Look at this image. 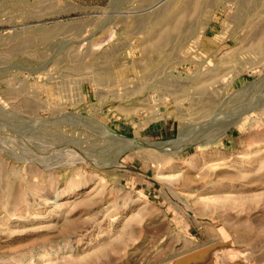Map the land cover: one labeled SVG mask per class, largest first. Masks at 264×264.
I'll return each instance as SVG.
<instances>
[{
  "label": "rangeland",
  "instance_id": "obj_1",
  "mask_svg": "<svg viewBox=\"0 0 264 264\" xmlns=\"http://www.w3.org/2000/svg\"><path fill=\"white\" fill-rule=\"evenodd\" d=\"M221 240L264 264V0H0V264Z\"/></svg>",
  "mask_w": 264,
  "mask_h": 264
},
{
  "label": "water",
  "instance_id": "obj_2",
  "mask_svg": "<svg viewBox=\"0 0 264 264\" xmlns=\"http://www.w3.org/2000/svg\"><path fill=\"white\" fill-rule=\"evenodd\" d=\"M229 245V243L214 242L203 247L191 250L183 255L176 257L172 264H212L213 253L216 250H220V253ZM222 257V256H221ZM220 257V259H221ZM234 264H244L236 262Z\"/></svg>",
  "mask_w": 264,
  "mask_h": 264
},
{
  "label": "bare ground",
  "instance_id": "obj_3",
  "mask_svg": "<svg viewBox=\"0 0 264 264\" xmlns=\"http://www.w3.org/2000/svg\"><path fill=\"white\" fill-rule=\"evenodd\" d=\"M94 127H95V129H97L98 132H101L102 134L106 135L107 137L112 138L113 140L119 142L121 147H123L125 149H129V148L134 147L136 145V143L132 140H126V139H122L120 137L114 136L111 131H109L108 129H106L100 125H96ZM219 242L227 243L228 240H221ZM219 256H220V250L218 249L213 253V264H217ZM221 259H222V257H221ZM225 261L227 262V264L233 263V262L232 263L230 262L227 255L222 259V264H225L224 263Z\"/></svg>",
  "mask_w": 264,
  "mask_h": 264
}]
</instances>
